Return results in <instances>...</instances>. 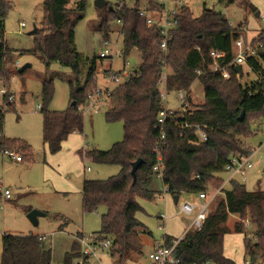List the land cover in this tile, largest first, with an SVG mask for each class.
<instances>
[{"label":"trees","instance_id":"1","mask_svg":"<svg viewBox=\"0 0 264 264\" xmlns=\"http://www.w3.org/2000/svg\"><path fill=\"white\" fill-rule=\"evenodd\" d=\"M124 1V0H123ZM69 0H43L42 27L30 33L33 37V55L45 64L56 62L74 70V79L69 80L70 99L66 110L48 108L54 93L53 80H43L40 113L42 116V138L51 153L60 150L61 143L72 132H82L84 116L79 107L85 104L90 87L97 85V58L88 61L82 83L79 81L81 54L74 43V28L84 14L85 3L80 0L74 9H68ZM139 0L133 6L122 5L117 15L115 7L105 6V18L100 20L98 30L109 31V22L118 16L123 21L124 54L136 48L140 53V64L122 83L112 88L108 97L107 121H121L124 135L109 149H91L82 154L95 162L117 164L120 170L106 179H84L82 183V207L84 213L102 208L99 239L109 238L112 245L109 254L114 261L125 262L132 254L139 255L142 246L143 224L135 217L141 210L136 197L152 199L154 191L148 189L152 181V167L159 152L164 164L163 184L172 196L183 194H211L220 188L210 203L207 215L199 229L187 230L177 242L174 254L179 264H235L223 254L225 234L234 232L244 235V261L246 264H264V190H247L243 182L231 179L226 184L220 177L232 155L251 154L252 148L241 143L242 135H252L249 123L264 114V86L255 81L241 83L234 76L223 79L205 72L198 77L203 90L204 102L192 103L190 86L196 78V70H207L212 62V49L225 51L226 61L232 58V40L236 29L227 18L213 10H204L193 16L185 5L181 7L179 24L171 34L167 85L171 89L188 90L185 111L164 124L165 136L159 139L155 129L156 117L161 109V98L157 86L162 72V54L157 46L159 36L156 27H147L137 15ZM241 2L252 11L255 7L247 0ZM109 5V4H108ZM117 6V4L115 5ZM146 10L160 9L156 0H146ZM11 9L10 0H0V77L6 82L10 69L6 62L13 59V52L4 40V20ZM140 25V27H138ZM254 70L264 65V52L259 59H249ZM74 65V67H73ZM234 68L230 71L234 73ZM19 72V70H18ZM23 72V71H22ZM19 72V73H22ZM2 74V75H1ZM4 105H10L6 101ZM244 110L243 119H238ZM3 107L0 109V131H3ZM206 134V140L193 144L196 130ZM11 150L30 157V147L21 141L0 135V152ZM22 158V156H21ZM140 159L134 176L133 163ZM23 160V158H22ZM215 202L214 208L211 205ZM248 214V215H247ZM237 215L239 220L230 228L228 220ZM255 227L249 233L244 222ZM252 230V229H251ZM252 234V237H249ZM0 264H46L51 263V250L44 247V237L38 235L2 234ZM173 237L165 236L171 244ZM78 250L66 256L63 264H71V258L80 257Z\"/></svg>","mask_w":264,"mask_h":264},{"label":"rangeland","instance_id":"2","mask_svg":"<svg viewBox=\"0 0 264 264\" xmlns=\"http://www.w3.org/2000/svg\"><path fill=\"white\" fill-rule=\"evenodd\" d=\"M79 1L69 0L67 8L74 9ZM106 1L116 7V4L133 6L137 0ZM145 1L139 0V6L142 7ZM247 1L255 7V12L258 11L260 16H264V0ZM42 2L43 0H10L11 9L4 20V40L7 47L13 51L24 52L22 54L13 52L12 62L7 61L5 65V68L10 69L7 81L0 77V109L4 107L3 135L8 139L26 143L30 147L31 155L27 158L23 153H17L22 156L23 161L16 162L7 153L0 152V196L4 189L10 191V197L0 202V236L2 233L43 236L44 247L51 250L50 264H63L67 255L78 250L75 239L77 235H85L86 240L90 241L88 235L101 230L103 209L90 213L83 212L81 192L83 180L106 179L116 175L120 170L117 164L95 162L82 152L91 149L107 150L115 142L122 140L124 131L121 121L106 120L105 112L108 105L103 101L96 108L86 107L83 111V131L69 134L61 143L59 151L51 153L44 144L40 113L42 82L53 80L54 93L48 108L56 111L66 110L71 103L68 81L74 79V70L56 62L45 66L38 56L29 52L33 48L31 31L42 27L44 17ZM84 3V14L74 28L75 47L81 54L79 63L81 83L88 61L97 58L105 37V33L98 30L100 20L105 18V8H97L94 0H84ZM182 3L190 9L193 16L201 15L206 9L221 13L232 28L246 27L249 36L257 34L258 31L252 33L256 25H263L255 17V12L241 2L182 0ZM21 22L23 26L20 25ZM108 29L107 37L112 47L111 58L97 59L95 73L97 85L90 87L87 93L94 91L96 87L102 90L115 87L116 83L110 80L108 70L120 74L119 71L124 69L125 63L128 62L126 70H134L140 64V53L136 48L124 54V35L115 19L109 22ZM25 63H29L30 67L19 73V67ZM249 77L252 78V75ZM249 77H244L240 82L249 81ZM161 89L163 91V86ZM4 90L7 91L6 97L11 96L8 106L4 105ZM190 91L192 103L204 102L199 81L194 82ZM177 92V89L168 88L162 101L164 107L167 109L178 107ZM249 127L253 134L242 135L240 139L242 144L253 149L252 162L257 173L249 175L244 185L247 190L256 188L264 190V114H259L258 119L250 121ZM226 176L225 172L220 173L221 178L225 179ZM154 180L155 177L152 175L153 186ZM225 186L228 187L227 184ZM155 188V196L152 199L136 197L141 210L136 212L135 217L145 228V233L141 235L142 246L138 252L140 257L133 253L131 259L121 263L114 261L108 249L96 246L94 248L96 256H90L88 264H136L135 261L143 263L147 260L146 253L157 243H162L165 236H173L175 239L183 236L193 215L188 217L179 214V203L173 200L172 195L160 193L161 189H158L156 184ZM214 206L215 202L210 209L212 210ZM32 209L45 213L38 217L37 225H33L26 216ZM238 220L237 215H231L228 226L231 228ZM244 226L249 233L255 229L247 220ZM249 237H252V234H249ZM243 238V234L234 232L225 234L223 238V254L235 264H246ZM0 248L2 249L1 241ZM82 249L83 246L81 251ZM79 260L80 257L75 255L71 258V264H77Z\"/></svg>","mask_w":264,"mask_h":264},{"label":"built area","instance_id":"3","mask_svg":"<svg viewBox=\"0 0 264 264\" xmlns=\"http://www.w3.org/2000/svg\"><path fill=\"white\" fill-rule=\"evenodd\" d=\"M160 9L149 12L146 10V1L145 4L137 10L138 17L143 20L147 27H156L158 29V39L157 46L159 51L162 54L161 67L162 72L158 80L157 86L161 98V109L157 113L155 129L158 132L159 139H163L165 136L164 124L167 119H175L180 113L185 111L186 102L188 98V90L178 89L177 98H178V107L176 109H167L164 107L162 101L165 98L166 92L168 90L167 85V75H168V64L166 57L169 53V40L171 39V34L174 29L178 27L179 16L181 12V7L185 6L182 3V0H156ZM122 5H117L115 7L117 15L122 11ZM259 20L263 25L259 28L256 35L249 36L248 30L244 26H239L236 29V36L232 40V58L229 61H226L225 51H219L212 49L210 51V56L212 62L209 65L207 70H196V78L192 82L190 88L195 81H199L198 77L205 73L210 72L212 74L218 75V77L223 79H229L231 76H234L236 80L241 81L244 77H249L252 75V78L249 77V81H255L258 85L264 86V65L261 66L257 71L254 70L252 64L249 63V59H259L260 53L264 52V16H258ZM119 27L123 26V21L118 16L115 19ZM21 26L24 24L21 22ZM121 34V33H120ZM102 49L98 53L97 59H103L110 57L112 47L110 46V40L108 37L103 38ZM18 63V62H17ZM128 62L124 64V69L120 70V74L114 73L111 70H108L109 78L116 85L122 83L125 79L128 78V75L134 70H126ZM241 66V72L235 71V66ZM234 68V73L230 71V68ZM107 72V70H103ZM248 82V81H247ZM115 85V86H116ZM163 86V91L161 89ZM112 91V88H105L104 90L96 89L92 92L87 93V100L85 104L79 107V111L83 114V111L89 107H97L103 101L108 100V97ZM7 91L4 90L3 95ZM11 96L6 97V101L9 102ZM10 103V102H9ZM4 110V107H3ZM196 140L193 141V144H198L201 141L206 140V134L198 128L196 130ZM0 135H3V131H0ZM264 148V145H263ZM253 151V149H252ZM4 153H7L9 157L14 158L16 161H21L22 158L20 155H17L16 152L11 150H4ZM252 153V152H251ZM254 167L251 160V154L248 155H232L229 158L228 163L225 166V173L227 176L224 179L226 184L231 179H237L240 182H244L247 176V172ZM163 170L164 164L162 161V156L159 152L156 154V161L152 167V175L160 180L163 184ZM161 193H168V186L162 185ZM220 188L215 189L211 194L205 192H200L198 194H188L191 198L185 200H178L179 203V214L185 216H192L187 227L184 230V233L190 229H199L207 215V212L210 207V203L214 196L220 193ZM1 194V193H0ZM10 197V191L4 189L2 196H0V202L2 199H8ZM183 233V235H184ZM90 241L86 240L85 235H79L75 237L76 241L80 245V260L77 264H88V258L90 256H96L95 247L100 246L101 249H109L112 245V241L109 238L99 239L98 233H92L88 235ZM183 237V236H182ZM173 239L172 243L167 245L164 241L162 243H157L151 250L146 253L147 259L150 261V264H179L180 259L175 256L174 248L177 242L182 238ZM83 249L81 251V247ZM58 264V263H56ZM201 264H210V262H203Z\"/></svg>","mask_w":264,"mask_h":264},{"label":"water","instance_id":"4","mask_svg":"<svg viewBox=\"0 0 264 264\" xmlns=\"http://www.w3.org/2000/svg\"><path fill=\"white\" fill-rule=\"evenodd\" d=\"M94 5L97 7V8H103V7H105V6H108V9H113V6H111V5H108V2L106 1V0H94ZM207 10H209V9H207ZM255 16L256 17H258L259 16V12L258 11H256L255 12ZM36 30V28H34L32 31L34 32ZM31 31V32H32ZM28 67H30V64L29 63H25V64H23L21 67H19V72H22V71H24L26 68H28ZM73 67H74V65H73ZM235 71L236 72H241V66H239V65H237V66H235ZM189 98L190 97H188V100H189ZM71 105H75V101H72L71 102ZM243 116H244V110H242L241 111V113H240V115H239V117H238V119H240V120H242L243 119ZM140 159H137L134 163H133V168H132V171H131V173H132V175L134 176V172H135V169H136V167L138 166V164L140 163ZM172 198H173V200L177 203V201H178V199H179V196L178 195H174V196H172ZM43 215H45V213L44 212H41V211H39V210H35V209H32V210H30V211H28V213L26 214V216H27V218L29 219V221L33 224V225H37V223H38V217L39 216H43ZM46 264H50L49 262L48 263H46Z\"/></svg>","mask_w":264,"mask_h":264},{"label":"crops","instance_id":"5","mask_svg":"<svg viewBox=\"0 0 264 264\" xmlns=\"http://www.w3.org/2000/svg\"><path fill=\"white\" fill-rule=\"evenodd\" d=\"M256 17V16H255ZM258 19H259V17H257ZM261 26L260 25H256V27L255 28H253V30H252V33H254L255 31L257 32L258 30H259V28H260ZM14 159V158H13ZM15 160V159H14ZM251 160H252V153H251ZM16 161V160H15ZM23 160H21V161H16V162H22ZM253 165H254V162H253ZM258 171V170H257ZM254 172H256V170H255V166L252 168V169H250L248 172H247V176H246V179L248 178V176L249 175H251V174H254ZM257 173V172H256ZM246 179H245V181H246ZM155 184L157 185V188L158 189H161V187H162V182L160 181V180H158V179H156L155 178ZM245 181L243 182V183H245ZM155 184H154V186L152 185V183L151 184H149L148 185V189H150V190H152V191H154V193L156 192V188H155ZM161 193V192H160ZM183 196V197H182ZM181 197L183 198L182 200H185V199H188V198H191L188 194H183V195H181L180 197H179V199L178 200H180L181 199ZM177 203H178V201H177ZM3 234V233H2ZM2 234H1V236H2ZM0 236V241H1V247H2V237ZM77 236H79V235H77ZM76 236V237H77ZM170 237H173V236H170ZM174 238V237H173ZM175 239V238H174ZM1 249V248H0ZM1 251H2V249H1ZM0 254H1V252H0ZM139 257H140V255H138ZM137 256V257H138ZM146 256V255H145ZM146 259H147V257H146ZM148 260V259H147ZM147 260L146 261H143V263H140V261H135L136 262V264H150V261L148 260V262H147Z\"/></svg>","mask_w":264,"mask_h":264}]
</instances>
